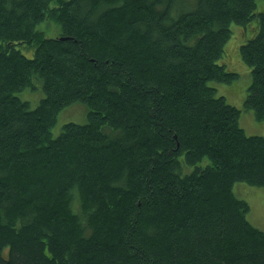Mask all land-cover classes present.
I'll return each mask as SVG.
<instances>
[{
  "label": "trees",
  "instance_id": "1",
  "mask_svg": "<svg viewBox=\"0 0 264 264\" xmlns=\"http://www.w3.org/2000/svg\"><path fill=\"white\" fill-rule=\"evenodd\" d=\"M253 22L244 106L263 120L257 0H0V264H264L233 190L264 187V136L208 84L238 77L218 61ZM76 102L87 122L53 136Z\"/></svg>",
  "mask_w": 264,
  "mask_h": 264
},
{
  "label": "rangeland",
  "instance_id": "2",
  "mask_svg": "<svg viewBox=\"0 0 264 264\" xmlns=\"http://www.w3.org/2000/svg\"><path fill=\"white\" fill-rule=\"evenodd\" d=\"M257 10L264 11V0H257ZM41 28H44L43 25ZM231 29L232 36L226 43L224 54L218 62L223 64L226 70L237 72L238 77L231 82L210 81L208 84L215 87L216 96H224L227 103L232 104L240 110L238 123L247 135L264 136V119H257L253 111L246 109L244 106L247 88L251 81V72L250 68L241 60L239 53L240 45L255 34L256 22L251 23L245 28L233 24ZM43 95L44 92L40 81L35 88H26L18 93L21 99L28 101L31 108L38 104ZM68 121L76 123L87 122V108L83 103H73L59 112L57 124L53 129V136L59 133L60 125ZM206 162L207 159H205L204 163ZM233 190L238 198L246 200L249 204V211L246 214L247 220L264 231V187L237 182L234 184Z\"/></svg>",
  "mask_w": 264,
  "mask_h": 264
}]
</instances>
